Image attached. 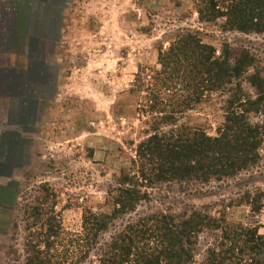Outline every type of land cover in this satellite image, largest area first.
I'll use <instances>...</instances> for the list:
<instances>
[{"label":"rangeland","instance_id":"374dc122","mask_svg":"<svg viewBox=\"0 0 264 264\" xmlns=\"http://www.w3.org/2000/svg\"><path fill=\"white\" fill-rule=\"evenodd\" d=\"M4 3L10 5V17L15 15L18 23L15 47L25 57L20 65H29L28 38L19 25L26 18L31 33L40 36L41 48L47 47L45 61L50 66L45 67V75L54 77L56 71L58 89L52 99L53 88L42 92L46 96L40 123L29 140L31 161L13 177L19 181L18 186L14 184L12 192H0V264H73L70 239L81 235L85 211H112L107 189L122 169L130 167L144 135L141 121L133 117L136 97L131 93L140 67L157 65L159 47L168 45L182 28L199 31L204 42L212 44L218 54L224 45H229L237 52L251 49L261 60L264 33L226 29L223 18L202 19L201 0ZM14 4L19 5H15L17 13ZM218 108V104L203 103L189 111L181 122L215 133L224 120V113ZM260 153L256 167L205 188L212 192L197 197L179 196L197 206L212 205V211L226 215L232 231L243 230L239 237L234 234L231 249L244 257L245 264H254L250 257L257 250L251 249L254 243L249 241L254 232L261 236L257 241L262 245L259 256L264 255V143ZM158 193L153 191V198ZM246 193L251 198H244ZM257 198L263 206L254 211L245 200ZM171 201L172 198L163 197L161 201L142 203L137 215L168 207ZM57 222L62 226L60 238L51 235ZM206 236L197 247L198 263L211 241ZM52 240L56 241L48 253L41 254L45 241Z\"/></svg>","mask_w":264,"mask_h":264},{"label":"trees","instance_id":"16d2710c","mask_svg":"<svg viewBox=\"0 0 264 264\" xmlns=\"http://www.w3.org/2000/svg\"><path fill=\"white\" fill-rule=\"evenodd\" d=\"M201 2L200 16L206 21L223 18L226 29L264 33V0ZM40 41L28 56L31 70L46 62L47 47L40 48ZM238 51L224 45L218 54L199 31L182 28L159 47L157 65L140 67L131 93L136 97L133 117L141 121L144 135L130 167L107 189L112 211H85L81 235L70 239L73 264H245L231 249L234 234L239 237L243 230L232 231L226 215L212 211V205L179 198L204 196L212 192L205 189L212 183L234 179L261 159L264 59L251 49ZM203 103L218 104L224 113L215 133L181 122ZM153 191L159 192L156 199ZM163 197L172 198L171 205L137 215L142 203ZM245 201L254 211L262 209L258 198ZM52 228L51 235L60 238L61 223ZM204 235L211 241L198 263L197 247ZM260 239L254 232L249 240L257 250L250 257L254 264H264ZM55 241H45L40 253H48Z\"/></svg>","mask_w":264,"mask_h":264},{"label":"crops","instance_id":"0c3cea01","mask_svg":"<svg viewBox=\"0 0 264 264\" xmlns=\"http://www.w3.org/2000/svg\"><path fill=\"white\" fill-rule=\"evenodd\" d=\"M4 2L0 0V192H12L19 184L13 177L31 161L29 140L40 123L46 96L42 92L53 88L50 98L55 97L58 81L56 71L54 77H43L42 67L50 62L36 70L20 65L25 57L15 47L18 36L9 27L11 8Z\"/></svg>","mask_w":264,"mask_h":264},{"label":"flooded vegetation","instance_id":"af4514ba","mask_svg":"<svg viewBox=\"0 0 264 264\" xmlns=\"http://www.w3.org/2000/svg\"><path fill=\"white\" fill-rule=\"evenodd\" d=\"M15 5L18 6V7H19V5L14 4V6H12L13 10L17 13V7H15ZM28 8L30 9V10L28 9L29 12H30L31 11V7L29 6ZM24 11L28 12L26 10V8L24 9ZM35 13H38V12H35ZM24 15H25V17L27 16L26 14H24ZM9 21H10V24H11V28L13 30H16L18 28V23H17V21L15 22V15H14V17H9ZM37 24L38 23L35 22L36 30L38 29L37 28ZM19 25H21V29H22L21 33L22 34H26V37L28 38V41H27V56L31 57L35 53V51H32V50L34 49L33 47H37L39 39H40V36L39 35L37 36V34L35 35L34 33L33 34L31 33V30L28 29L30 27V24L27 23V19L26 18H25V20L24 19L20 20Z\"/></svg>","mask_w":264,"mask_h":264}]
</instances>
